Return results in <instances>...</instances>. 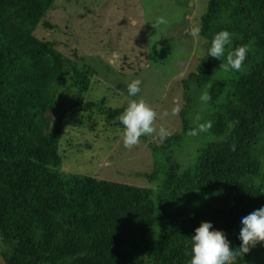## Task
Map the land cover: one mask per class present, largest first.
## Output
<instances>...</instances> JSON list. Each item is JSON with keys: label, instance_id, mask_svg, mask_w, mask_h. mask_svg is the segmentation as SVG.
<instances>
[{"label": "trees", "instance_id": "16d2710c", "mask_svg": "<svg viewBox=\"0 0 264 264\" xmlns=\"http://www.w3.org/2000/svg\"><path fill=\"white\" fill-rule=\"evenodd\" d=\"M57 2L0 0L4 264H188L190 237L202 221L239 247L241 219L264 206V0H208L200 16L204 55L182 81L184 90L188 81L207 88L212 140L184 170L172 165L156 190L175 200L219 192L168 214L156 210L150 188L58 170V141L76 112L95 108L114 121L125 107L86 98L94 75L76 49L63 52L39 35L41 27L52 30L46 17ZM221 30L233 33L232 44L221 60L207 57ZM245 45L246 70L225 72L227 54ZM164 215L166 228L154 238L151 227ZM238 264H264V244Z\"/></svg>", "mask_w": 264, "mask_h": 264}, {"label": "rangeland", "instance_id": "374dc122", "mask_svg": "<svg viewBox=\"0 0 264 264\" xmlns=\"http://www.w3.org/2000/svg\"><path fill=\"white\" fill-rule=\"evenodd\" d=\"M207 3L208 0H58L46 17L52 30L41 27L38 33L57 41L63 52L75 48L80 64L93 72L85 97L111 108H126L130 100L142 99L157 112V132L164 127L170 133L164 141L158 134L146 136V140L141 137L138 145L128 149L123 146L124 128L118 118L106 119L95 108L76 112L77 120L68 122L58 141L59 171L150 188L156 210L163 214L199 206L219 192L183 194L175 200L166 199L156 190L172 165L184 170L212 140L208 130L198 131L211 114L201 101L207 88L188 81L184 90L182 81L195 72L204 55V40L186 33L192 26H199ZM161 17L167 23L154 29L151 22ZM135 79L141 81V92L129 97L127 85ZM177 105L181 111L173 116L171 111ZM165 112L169 115L164 116ZM194 130L196 135H192ZM180 132L182 138L177 139ZM158 195L162 201H158ZM166 223L164 215L151 227L154 238ZM4 249L0 240V252ZM0 264H4L1 253Z\"/></svg>", "mask_w": 264, "mask_h": 264}, {"label": "clouds", "instance_id": "9594fccd", "mask_svg": "<svg viewBox=\"0 0 264 264\" xmlns=\"http://www.w3.org/2000/svg\"><path fill=\"white\" fill-rule=\"evenodd\" d=\"M167 21L161 17L155 22H151L154 29L166 24ZM193 38L201 35V26H192L186 33ZM233 42V33L228 30H221L214 35L207 52V57L221 60L225 57L226 48ZM250 48L240 46L229 52L226 56V63L222 65L225 72L242 73L246 70L245 61ZM141 92V81L135 79L127 85L129 97H136ZM210 96L204 93L201 101L207 103ZM181 107L177 105L171 111V115H178ZM169 115L168 112L164 116ZM157 112L144 100L132 99L119 116L118 122L124 128L123 146L131 149L140 143L143 136L158 134L161 141L170 135L169 131L160 127L158 132L154 127ZM211 128V122L201 124L199 132H205ZM193 131L192 135H196ZM241 229L238 239L241 241L239 247H232L222 231L214 229L211 222L202 221L194 229V234L190 237V251L186 253L190 256L188 264H238L239 258L256 247L257 244H264V206L253 210L241 219Z\"/></svg>", "mask_w": 264, "mask_h": 264}]
</instances>
